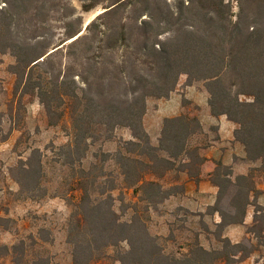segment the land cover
<instances>
[{
    "label": "trees",
    "instance_id": "1",
    "mask_svg": "<svg viewBox=\"0 0 264 264\" xmlns=\"http://www.w3.org/2000/svg\"><path fill=\"white\" fill-rule=\"evenodd\" d=\"M79 1L83 11L105 9L83 30L66 0H3L0 7V53L14 57L9 65L16 75L14 92L34 94L50 125L66 114L70 119L72 138L61 149L64 164L78 163L70 185L74 200L68 201L72 264H90L121 241L126 248L117 257L120 264H231L248 256L250 239L232 242L223 231L243 223L252 204L248 231L258 242L263 234L257 199L264 198V186L258 187L264 185V0ZM51 20L62 30L54 39ZM180 74H186L187 84L205 87L212 115L225 114L238 124L234 137L243 145L248 169L234 173L231 165L215 163L210 180L218 192L206 214L216 212L220 219L210 231L203 214H196L220 246L204 247L196 232L176 255L164 253L137 213L120 218L110 193L115 181L106 189L102 179L103 163L111 159L122 185L132 188L145 208L183 190L182 184L164 187L169 172L199 180L205 158L201 145H190L200 129L195 115L164 117L155 142L143 125L147 99L167 97ZM118 126L127 127L130 138L115 152L103 153L99 165L83 167L91 142L103 133L109 138ZM15 246L0 244V256Z\"/></svg>",
    "mask_w": 264,
    "mask_h": 264
},
{
    "label": "rangeland",
    "instance_id": "2",
    "mask_svg": "<svg viewBox=\"0 0 264 264\" xmlns=\"http://www.w3.org/2000/svg\"><path fill=\"white\" fill-rule=\"evenodd\" d=\"M66 1L73 7L75 16H80L82 30L89 20L103 10L98 5L83 11L79 0ZM3 4V0H0V7ZM50 25L48 32L54 39L62 31L59 27L61 24L51 20ZM13 62L14 57L9 52L0 53V244L9 247L16 245L13 251L10 249V252L0 256V264H72V245L67 239V229L73 207L68 201L74 200L70 185L77 174L78 163L64 164L61 149L72 138L70 119L66 114L58 124L50 125L44 108L34 94L21 93L20 90L14 92L16 75L9 69ZM204 90L200 82L187 84L186 74L179 75L172 90V93L181 95L182 112L199 119L200 129L191 136V146H205L217 136L214 125L202 121L198 116V102L204 101ZM206 95L208 97L207 91ZM161 98L147 99L148 116L143 120L144 128L153 142L159 136L155 103ZM109 133V138L103 133L99 139L91 142L86 156L81 160L83 167L99 165L103 153L115 152L123 140L131 136L130 130L121 126ZM103 169L106 175L102 179V186L107 189L110 179L115 181L116 187L110 193L114 199L113 208L120 218L128 220L134 213L140 215L149 232L157 237L164 253L178 255L177 251H185V243L192 240L196 232L200 233L199 241L204 247L220 246L213 234H206L201 228L200 216L196 214L198 208L190 211L181 204L180 197H170L145 208L146 204L138 198V194L122 185L118 167L111 159L103 163ZM183 178V173L171 171L162 182L167 189L173 183H180ZM257 202V215L262 219V197ZM207 208L201 207L202 219L213 231V217L206 215ZM248 230L250 226L241 227L240 240L248 237ZM246 245L248 250L254 249V258L264 264V233L259 242L254 239ZM125 248L123 241L107 246L104 254L90 264H120L117 257ZM240 259L245 260L246 257ZM240 259L231 264H241Z\"/></svg>",
    "mask_w": 264,
    "mask_h": 264
},
{
    "label": "crops",
    "instance_id": "3",
    "mask_svg": "<svg viewBox=\"0 0 264 264\" xmlns=\"http://www.w3.org/2000/svg\"><path fill=\"white\" fill-rule=\"evenodd\" d=\"M202 97H204V101L202 100L198 102V107L200 110V115L198 116L201 117L202 121L211 122L214 125L217 136L213 141L201 147L200 153L204 156L205 160L201 164L199 180H195L194 178L188 176L185 172H179L184 174V178L180 183L176 184H182L183 190L175 195H170L167 198L180 197L182 199L181 204H184L190 211L198 208L199 214H203L201 213L202 206L205 207L214 203L216 194L218 192V186L210 180V172H212L214 169L216 162L220 161L224 165H231L233 167L234 173H246L248 169V163L243 160V145L234 137V130L238 127V124L229 120L225 114H220L218 116L212 115L207 105V95L205 90L202 93ZM155 104L156 127L159 130L164 117L176 116L180 114L184 108L181 95L172 92L167 97H162L160 101H157ZM147 113L148 112L146 109L143 120H146L148 116ZM238 165L239 167L237 168L236 166ZM263 186L264 185L258 184L259 188H263ZM259 197H262V200L264 201L263 195H259ZM254 212V205L249 204L246 208L243 223L227 225L224 228L223 234L227 236L232 242L239 241L242 237L241 227L244 225L250 226L253 223ZM212 217L213 222H218L220 219L216 212ZM237 232L240 233L237 235ZM246 234L248 236L247 238H249L251 242L254 241L255 237H253L251 232L248 231ZM245 257V260H241L239 257V263L262 264L259 259L254 258V249L248 254V256Z\"/></svg>",
    "mask_w": 264,
    "mask_h": 264
},
{
    "label": "water",
    "instance_id": "4",
    "mask_svg": "<svg viewBox=\"0 0 264 264\" xmlns=\"http://www.w3.org/2000/svg\"><path fill=\"white\" fill-rule=\"evenodd\" d=\"M103 10H105V9H103ZM103 10H102V11H103ZM102 11H100V12H102ZM87 23H88V22H87ZM87 23H86V24H87ZM86 24H85V25H86ZM85 25L83 26V28L85 27ZM81 32H82V31H81Z\"/></svg>",
    "mask_w": 264,
    "mask_h": 264
}]
</instances>
